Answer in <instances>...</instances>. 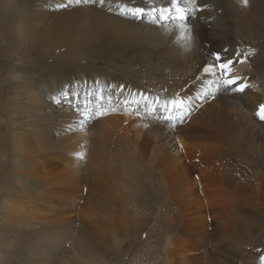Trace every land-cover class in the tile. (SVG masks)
Listing matches in <instances>:
<instances>
[{
    "label": "rangeland",
    "instance_id": "rangeland-1",
    "mask_svg": "<svg viewBox=\"0 0 264 264\" xmlns=\"http://www.w3.org/2000/svg\"><path fill=\"white\" fill-rule=\"evenodd\" d=\"M121 1L127 7L121 6ZM121 1L106 0L101 5L99 0L94 4L81 0L76 4L79 11L67 33H60V28L50 33L52 21L48 17L33 22L31 32L35 33L33 39L42 54L70 52L75 57L67 56L73 58L72 63L88 66L93 61L103 79L113 77L114 81L105 97L91 100L94 107H89L86 101L70 93L73 82L68 80L67 91L56 99L44 90L39 91L48 103L39 119L31 114L21 122L22 115L19 117L22 143L37 147L24 128L28 121H38L54 125L46 128L52 138L47 145L50 150L55 148L58 137L70 135L76 138L75 145L70 146L80 152L77 158L71 155L72 159L50 153L43 160L35 157V174L27 175L37 186L27 193L28 197L17 199V193L10 194L14 198L5 194L4 184L11 180V175L8 166H0V264H38L32 251L40 245L42 232L53 233L55 229H61L62 236L54 246L51 241L46 264H264V121H252L258 111L250 113L251 119L246 113L248 109L233 106L229 132L205 122L211 120L207 117L213 111L211 105L229 116L225 107L217 106L216 92L226 86L225 77L220 69L201 78L191 75L190 63L185 62L182 51L184 42L171 37L177 21L184 28L193 29L198 12L205 11L200 16H208L213 25L220 23L222 9L218 1L177 0L175 5L173 0ZM62 2L57 11L68 12L64 3L69 0ZM70 6L75 3L71 1ZM133 6L145 9L142 17L129 12ZM94 8L109 15L115 25L121 20L129 25L113 26L114 33L102 36L101 40L89 38L85 27L89 17L80 13L86 15ZM0 15L5 19L3 13ZM135 24L140 31L133 29ZM242 31L237 32L238 39L250 42L251 50L256 52L264 47V36L256 34L257 38L251 37L249 41L246 35L251 28L244 26ZM164 32L170 37L160 40L161 36L156 34ZM0 34L4 37L0 76L4 75L1 84L5 85L10 75L3 72L11 60L1 24ZM152 39L157 41L146 42ZM237 51L240 56L235 54L230 59L246 57L240 45ZM217 53H213L215 60ZM247 63L251 65V61ZM250 65L253 72L257 71L254 63ZM232 66V76L240 77L247 89L264 96L261 83L248 77L243 79L245 74H238L235 63ZM33 71L31 67L23 75L34 79ZM53 74L54 69L48 68L41 77ZM132 80L179 98L181 104L164 112L160 103L151 105L147 97L142 102L138 101L140 98L128 102L123 91L128 88L127 81ZM194 86L200 87V91H194ZM233 92L239 93L243 104L244 93ZM61 113L70 114L68 122L60 118ZM109 114H116L120 120L116 129L105 135L94 124ZM44 115L53 118L47 120ZM126 115L137 118L132 122ZM5 123L1 112L0 132ZM177 137H183L187 144L180 158L169 157L170 148L178 147ZM80 164L92 171L85 167V174H71L72 167ZM42 180L55 182L56 187H40ZM18 189L15 186L11 190ZM9 198L10 206L3 202ZM37 218L42 222L37 223Z\"/></svg>",
    "mask_w": 264,
    "mask_h": 264
},
{
    "label": "bare ground",
    "instance_id": "bare-ground-1",
    "mask_svg": "<svg viewBox=\"0 0 264 264\" xmlns=\"http://www.w3.org/2000/svg\"><path fill=\"white\" fill-rule=\"evenodd\" d=\"M71 1L75 3V6H70ZM116 1L120 2L121 0ZM153 1H156L157 3V1L160 0ZM217 1L219 9H222L220 14V23H217V25H213L212 22L207 19L208 16L205 18L206 20L202 18L200 15L205 13V11H202L198 12L199 19L196 21L195 27H193V29H189L187 26L184 28V25L182 26V24L177 21L176 25H174V30L171 31V37H177L180 39V42H184L185 46L184 50L182 51L186 56L184 58L185 62L188 60L190 63L191 75H199L201 78L204 74L211 75L215 73L219 69V64L215 60V57H213V53H217L221 50L223 52V59L228 60L234 57V55L237 53L236 49L239 48L240 45L241 52L246 55L247 60L245 57L244 59L234 62L238 74H245L243 79L248 77V80L259 82L261 83V86L264 87V47L261 46L260 51L256 52L255 49L251 50L250 42L244 40H242L244 42L240 41L241 39H238L239 33H237L238 31L241 32L244 26H247L248 28H251V32L249 31L246 35L248 40L251 37H256V34L264 36V0H247L246 4L243 2V0ZM105 2L106 0H104V3ZM62 3V0H0V5L2 6L0 12L5 15V19H1L0 15V24L2 28L5 29V41L8 46V51L6 52L9 55L8 58L11 60V63L9 66H7V69H3V73L10 75L8 84H1L2 77L4 75L0 76V113L2 112V116L5 118L6 122L5 124H1L2 132H0V166H8V168H5L9 169L8 172L11 175V180L4 184V190L6 192L5 194H7L8 197L10 196L14 198L12 195H10L12 193H17L16 199L20 196L28 197L29 195L27 193L31 192L32 189L37 186L31 183L30 178L27 175L35 174V171H32V168L35 166V157H41V160H43V158L46 157L48 153L52 154L53 156H62L64 159H72L70 157L71 155L73 158H77L79 156L78 154L80 150L74 149V147L70 146L75 145L76 143V138L70 137V135L64 138L58 137L57 141H55V148L50 150L49 146L47 145L52 140V138L47 134L46 131V128H54V125L50 123H41L38 121L32 123L31 120L28 121L29 124L27 125V128H24V131L26 132V135L32 138L37 147H33L29 144L26 145L25 142L22 143V141H24L22 135H20L22 133L18 132L20 130L19 128L21 122L31 114H36L39 119L40 112L45 111L46 105L48 104H45V101L42 99L39 91L44 90L49 95V97L51 96L56 99L59 97V94L65 93L67 91L66 84L69 80L73 82V89L70 91V93H72L76 98L79 96L83 102L86 101V103L89 104V107H94V104L92 105L91 100L93 101L95 99L104 98L106 95L105 91L110 89V85L114 81L113 77L108 80L103 79L99 69L97 68V65L93 63V61H90L88 66H82L80 64L72 63L73 58L75 57H73V54L70 52H64L62 55H53L52 52L49 55H45L38 50L37 43L33 39L35 33L31 32L32 28L35 26L33 22H37L48 17L52 21L50 24L51 26H49L50 33L55 32L57 28H60V33H67L70 30L69 28L73 24L74 18L79 11V7H77L78 5L76 6V0H69L70 4H67L66 2L64 3L65 7H69L68 12L57 11ZM119 4L121 6L127 7L122 1ZM138 7L140 8L141 6ZM153 7L155 6L151 4L150 8L153 9ZM131 8H134V6ZM91 10L92 11L90 13H86V15L83 12L80 13L81 15L84 14V16L89 17L85 23L89 38L101 40L102 36H110L114 33L113 26L122 28L129 25V23H124L122 20L118 22L119 25H115V21H113L109 15L103 11H99L97 8ZM247 10H249L252 15H250L249 11ZM90 14H93V17H91ZM202 19L204 20L203 22ZM132 27L133 29L140 31V27H138L137 24L132 25ZM242 32H244L242 34H245V32L247 33V30ZM156 35L161 36L160 40L163 38L167 40V37H170L168 32H164L163 35H161V33ZM143 38L145 41L146 38ZM3 41L4 37L0 34V48ZM156 41V39H152L146 42L155 43ZM233 49H235V52H231ZM0 54L3 53L0 51ZM67 56H72L73 58ZM241 60H243V62H240ZM250 61L251 65L254 63V68H256L257 71L253 72V69H250V63L249 65L247 63ZM31 67L34 69L33 72L36 74L34 79L23 75L28 74L24 72L30 71ZM48 68L54 69V74L41 77ZM205 69H207V71H205ZM127 83L128 88H125L123 93H125L124 95L127 97L126 101L128 102L138 100L139 98L140 99L138 101L142 102L143 99L147 97L149 102L152 103L151 105L154 103H160V107L164 112H170L171 109L174 110L181 104V100L179 98L164 95L157 89L141 86L133 80L127 81ZM199 83L203 85V82ZM115 89L117 90L116 93L121 92L119 90V86H117ZM261 89L264 91V88ZM193 90L199 92L200 87L194 86ZM217 91L218 92H216V96L219 100L217 106L220 107V109L225 107L229 113V116L227 117L225 112L215 109V107L211 105L210 107L213 111H211V113L207 116L211 120L204 121L215 123L218 128L220 126L222 130L224 129L227 132L230 131L232 125V122H228V119L231 116L230 111L232 110L233 106L237 108L242 107L245 108V110L248 109L246 113L250 115V118L252 119L250 113L252 111H258L259 106L264 104L263 95L259 96V94L254 93L247 88L243 92V95L246 97L242 101L243 104H240L241 100L239 98V93L233 92L231 87L224 86L223 89L221 87L220 89H217ZM147 93H149L150 96H148ZM187 96L189 95H185V97ZM106 97L109 98V96ZM173 100L178 102L175 108H173L172 105ZM165 103H167V110L165 109ZM99 107L100 105H97V108ZM20 116L21 122L19 121ZM59 116L66 122L69 121V113H61ZM48 118L52 119L53 117L44 115V119L48 120ZM136 118L137 116L130 118L128 115H126V119L132 122H135ZM119 120L120 119L116 114H109L98 120L94 126L97 131L99 130L106 135L107 131L117 127ZM252 121L263 122L264 120H261L259 116L255 114ZM176 140L178 141V147L176 150L179 152L176 151L175 148H170L171 152H169L168 156L171 157L177 155L180 158V152H182L183 147H185L187 143L183 137H177ZM7 141L11 142L12 144H7L6 146ZM5 162L6 165L4 164ZM85 167L87 168L85 164L74 165L71 169L73 170V173L71 174H85ZM27 169L30 170L27 171ZM88 170L92 171L91 169ZM48 184H50L49 187H56L55 182L45 183V180H42L38 185L43 187V185L48 186ZM15 186L20 188V190L18 189L16 192L11 190ZM34 190H36V188ZM3 200V202L10 206L11 203L8 201L11 200V198L6 201L5 199ZM12 205L13 208H11L15 210L17 202H12ZM20 214L25 215V212L21 211ZM16 220H19V218ZM36 220H38L37 223L42 222L40 221L41 219L37 218ZM41 234L42 240H40V245L34 247L32 256L35 260H37V262L39 261L38 264H46L47 258L49 257L51 241L53 246L58 243L60 241V237L62 236V232L61 229H55L53 233H46V231H44V233L42 232Z\"/></svg>",
    "mask_w": 264,
    "mask_h": 264
},
{
    "label": "snow or ice",
    "instance_id": "snow-or-ice-1",
    "mask_svg": "<svg viewBox=\"0 0 264 264\" xmlns=\"http://www.w3.org/2000/svg\"><path fill=\"white\" fill-rule=\"evenodd\" d=\"M76 2L80 3L81 0H76ZM83 2L94 4L97 2V0H83ZM243 2L246 4L247 0H243ZM99 3L102 5L104 3V0H99ZM176 3H177V0H173V4L175 5ZM177 10L180 11L181 13L183 12L182 9L178 8ZM161 11H164V9H161ZM129 12L132 15L140 14L142 17L143 14L145 13V9L139 8V7H134V8L129 9ZM181 18H183V17H181ZM236 56H240L239 51H237ZM216 61L219 64V69L221 70V74L225 77L224 84L226 86L231 87V89L233 91L244 92L248 85L246 83H241L240 77L231 75V66L233 65V63L235 61L233 59H228V60L223 59V57L220 53L216 54ZM240 62H243V60H241ZM205 71H207V69H205ZM177 103L178 102L175 100L172 101L173 108H175L177 106ZM165 109L167 110V103H165ZM257 115L259 116V118L261 120H264V104H261L259 106V110L257 112ZM168 119H171V117H168Z\"/></svg>",
    "mask_w": 264,
    "mask_h": 264
}]
</instances>
